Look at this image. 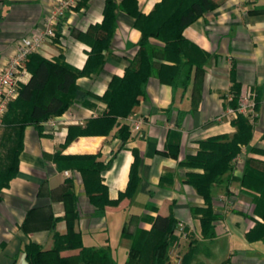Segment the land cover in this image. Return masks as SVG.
Masks as SVG:
<instances>
[{
    "label": "crops",
    "instance_id": "obj_1",
    "mask_svg": "<svg viewBox=\"0 0 264 264\" xmlns=\"http://www.w3.org/2000/svg\"><path fill=\"white\" fill-rule=\"evenodd\" d=\"M59 1L0 0V69L16 54L23 37L43 33L45 19ZM138 1L139 9L150 14L162 0ZM216 1L219 7L184 30L189 40L209 54L204 71L193 73L186 92H175L170 84L152 76L146 96L128 118L119 120L120 125H131L142 119L140 133L123 140L120 125H116L109 134L80 135L67 142L71 125L84 127L89 119L107 111L101 97L114 76H124L138 51L142 34L134 27V17L121 8L116 10L117 30L104 52L102 69L77 79L76 100L64 113L50 117L39 128L31 125L25 130L18 175L3 190L0 200V264H28L25 247L31 242L51 249L50 214L60 217L55 231L66 234L67 208L72 206L77 212L74 229L81 233L84 246L108 250L116 264L126 263L131 246V239L123 236L124 225L134 218L130 231L137 227L150 230L158 215L177 220L168 264H181L192 248L197 254L191 264H264V243L247 238L260 218L253 213L252 197L242 191L237 180L248 157L264 160V155L252 151V147L264 149V0ZM106 2L81 0L74 11L61 18L56 37L44 41L38 53L50 60L63 56L75 68L83 69L92 47L79 34L102 24ZM152 42L162 45L156 39ZM235 82L242 87L240 101L255 104L257 117L249 120L254 136L249 145L241 146L235 168L225 176V182L213 188L212 206L219 218L215 238L205 239L202 215L193 209L207 204L185 181L186 173L193 169L181 163L197 153L202 140L237 131L234 118L227 114L234 107ZM177 146L176 157L170 149ZM135 151L139 152L135 168L139 182L130 196L127 190ZM88 155H97V160L110 164L101 175L114 203L107 204L103 214H98L77 168L91 165V159L77 158ZM69 192L75 195V204L70 197L65 198ZM27 216L32 225L42 226L25 231ZM77 251L66 250L64 254Z\"/></svg>",
    "mask_w": 264,
    "mask_h": 264
},
{
    "label": "trees",
    "instance_id": "obj_2",
    "mask_svg": "<svg viewBox=\"0 0 264 264\" xmlns=\"http://www.w3.org/2000/svg\"><path fill=\"white\" fill-rule=\"evenodd\" d=\"M219 5L216 0H162L150 14H144L139 9L138 0H107L102 24L91 26L86 33L79 34L92 47L83 69L75 68L63 56L50 60L38 52L30 55L26 62L31 73L30 80L20 85L19 97L9 104L3 121L4 132L0 137V200L3 190L18 175L27 126L39 128L50 117L64 113L76 100L79 89L77 79L99 72L104 66V52L111 45L117 30L118 8L134 17V27L141 31L138 51L130 60L124 76H114L108 90L101 97L107 103V111L102 116L89 119L84 127L71 125L67 142L80 135L109 134L116 125H120L119 120L128 118L146 96L147 84L152 76L170 84L175 92H186L193 80V73L197 75L204 71L209 54L189 40L184 30ZM153 39L162 45L153 43ZM241 91V85L235 82L232 100L234 107H238ZM232 123L237 128L234 134H221L202 140L197 153L181 163L193 169L186 173L185 181L196 189L207 204L206 207L193 209L202 215V236L205 239L215 238V221L219 218L212 206L213 188L225 182V176L235 168L234 161L241 146L249 145L254 136L253 124L242 113H238ZM119 132L123 140L129 138L132 135L130 123H122ZM252 151L264 155V149L252 147ZM170 152L177 157L178 146L175 150L170 149ZM135 157L127 190L130 196L135 193L139 182L135 175L139 152L135 151ZM77 158L92 160L90 166L77 168L83 174L86 190L97 206L98 214H103L105 206L114 203L108 198V188L101 175L110 164L97 160V155ZM227 179L234 180L236 177ZM237 180L242 191L252 197L253 213L260 218L255 220L247 238L250 242L264 243V160L248 157L244 172ZM68 197L75 204L76 197L72 192L66 193L65 198ZM50 216L54 246L45 250L38 243H29L25 247L28 264H116L115 257L108 250L84 246L81 233L74 229L77 216L75 206L67 208L66 234H60L54 229L60 217H54L53 214ZM30 222V216H27L23 224L27 232L42 226ZM130 222L123 229V236L131 239L125 264H168L169 247L175 239L177 220L173 216L158 215L150 230L137 227L134 231H130ZM66 250L78 251L64 254ZM196 254L197 249L192 248L185 253L181 264H191Z\"/></svg>",
    "mask_w": 264,
    "mask_h": 264
},
{
    "label": "built area",
    "instance_id": "obj_3",
    "mask_svg": "<svg viewBox=\"0 0 264 264\" xmlns=\"http://www.w3.org/2000/svg\"><path fill=\"white\" fill-rule=\"evenodd\" d=\"M80 2L81 0H60L45 19L43 33L23 37L18 43L16 54L10 58L6 67L0 69V127L3 126L9 104L19 97L20 85L26 83L31 77V73L26 67L28 58L30 55L39 52L44 41L48 38L56 37V27L61 18L74 11ZM238 113H242L252 122L257 117L255 104L248 101L241 100L238 107H230L227 110V114L233 118ZM51 123L56 124L54 121ZM142 124V119L134 120L131 123L132 134L140 133Z\"/></svg>",
    "mask_w": 264,
    "mask_h": 264
},
{
    "label": "rangeland",
    "instance_id": "obj_4",
    "mask_svg": "<svg viewBox=\"0 0 264 264\" xmlns=\"http://www.w3.org/2000/svg\"><path fill=\"white\" fill-rule=\"evenodd\" d=\"M4 130H2V127H0V137L3 136Z\"/></svg>",
    "mask_w": 264,
    "mask_h": 264
}]
</instances>
